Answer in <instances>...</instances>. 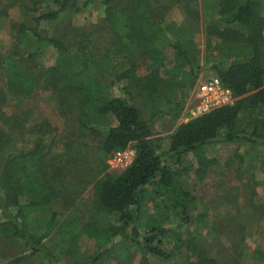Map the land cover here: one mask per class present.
Instances as JSON below:
<instances>
[{"label": "trees", "instance_id": "obj_1", "mask_svg": "<svg viewBox=\"0 0 264 264\" xmlns=\"http://www.w3.org/2000/svg\"><path fill=\"white\" fill-rule=\"evenodd\" d=\"M22 1L30 2L31 18L36 24L56 19L66 7L65 0H58L54 1L57 10L40 13L41 0ZM104 5L111 41L97 53L87 50L86 46L68 45L60 39L40 35L35 29L19 26L18 32L28 36L34 46L28 55L30 59L47 49L57 52L58 58L53 66L33 73L21 69L11 55L0 56V74L6 84L5 89H0V156L5 144L3 110L10 97L21 98L19 106H22L27 97L42 88L53 93L61 114H71L77 108L75 142H85L88 137L102 139L100 167L94 174L93 171L87 174L94 182L98 206L104 213L117 216L121 223L108 229L107 240L112 242L134 223L135 215L130 213V208L135 207V212H139L143 188L151 185L162 193L172 190L174 173L164 165L162 157L175 158L178 162L186 153H197L203 146L215 142L222 131H225V143L240 139L249 142L254 137L264 146V115L245 126L242 133L246 135H238L241 118L264 107V16L262 1L216 0L215 8L221 19L216 25L204 26V61L199 62L195 59V36L201 32L198 0H104ZM173 6H179L185 14L184 23L179 26L166 22ZM169 51L174 58L167 67L165 54ZM134 54L148 58L153 64L144 76L138 75L131 59ZM120 56L130 64L122 72L117 71L114 62ZM206 68L213 70L231 90L235 103L178 124L170 136L168 151L158 154L152 145V122L143 120L140 110L132 104L131 89L149 100L162 97L165 105L182 107L179 95L194 87ZM166 78L170 86L163 94L161 88ZM117 85L126 98L109 96V91ZM70 141L69 148L73 145ZM129 147L135 151L129 167L112 171L114 174L104 173L108 169V156ZM51 148L39 138L28 151L4 155L0 171V208L4 221L0 222V236L23 242L29 251V256L20 257L13 264L37 254H42L48 264L61 263L62 247L48 248L43 241L54 231L65 241L73 238L79 229L73 220L69 225L59 226L53 201H62L65 209L72 206L77 194L65 187L64 179L68 174L76 176L72 166L81 161L80 152L53 155ZM204 163L201 162L202 172ZM262 167L264 176V160ZM85 172L82 176L80 171L81 181L87 178ZM185 196L178 194L174 203V208L182 214L188 209ZM254 208L264 217V206ZM163 233V229L150 227L145 237L138 239L132 230L129 241L151 257L166 261L171 255L162 251L157 241ZM174 236L177 246H185L186 253L195 256L197 264H214L204 259L199 247L191 241L183 242L178 235ZM255 256L263 259L264 252L257 251ZM95 257L98 260L100 255ZM183 261L189 264L188 257Z\"/></svg>", "mask_w": 264, "mask_h": 264}, {"label": "rangeland", "instance_id": "obj_2", "mask_svg": "<svg viewBox=\"0 0 264 264\" xmlns=\"http://www.w3.org/2000/svg\"><path fill=\"white\" fill-rule=\"evenodd\" d=\"M54 1L58 0H41L39 12L57 10ZM259 1H262L264 16V0ZM65 4V9L56 19L36 24L31 18L30 2L0 0V56L11 55L21 69L33 73L56 63L58 54L52 49L40 51L35 57L29 58L34 46L28 36L18 32L20 25L35 29L40 35L60 39L68 45L86 46L93 53L101 52L109 45L111 33L105 22L104 0H65ZM215 4L216 0H198L201 32L195 36V59L199 62L204 61V26L208 23L216 25L221 19ZM167 15V23L176 26L184 23L185 14L179 6H173ZM165 55V64L169 67L174 56L170 51ZM131 59L138 68L139 76H144L153 67L148 58H139L134 54ZM114 62L119 72L130 67L122 56L115 58ZM213 76L214 71L206 68L194 87L182 91V96L179 95L182 107L165 105L162 97L149 100L131 89L134 96L132 104L140 110L143 120L152 122V145L158 154L168 151L174 128L185 121L190 109L197 103L202 83ZM5 86L0 74V89H5ZM169 86L170 81L167 79L161 88L163 94H166ZM109 92V96L126 98L118 85ZM20 100L10 97L3 110L5 144L0 156V171L5 154L28 151L39 138H43L47 146H52L53 155L65 152H80L81 155L78 165L72 166L76 176L68 174L64 179L65 187L77 194L72 206L65 209L62 201H53L59 226L69 225L73 220L79 224L77 234L61 241L60 234L54 231L43 241L48 248L52 245L62 247L64 257L58 264H185L183 260L186 257L189 264H197L196 257L186 253L185 246H177L174 235H178L183 242L191 241L198 246L204 259L214 264H264V256L263 259L255 256L257 251L264 252V217L254 210V207L264 206V146L256 138L252 137L249 142L240 139L225 143V131H222L215 142L203 146L197 153H186L178 162L175 158L162 157L164 165L174 173L172 190L162 193L151 185L143 188L139 212H135V207L130 208V213L135 215L134 223L121 237L108 242L109 227L121 223L117 216L104 213L98 206L94 182L87 174V171H93L94 174L100 167L99 158L103 154L99 144L102 139L88 137L85 142H75L77 108L71 114H61L58 101L49 90L38 88L25 99L22 106H19ZM262 115L264 107L243 116L239 137L246 135L242 130L249 122ZM70 140L73 148L68 147ZM201 162H205L203 172ZM85 170L87 178L81 181L80 171L83 176ZM105 172L114 174L109 168ZM180 193L186 195L184 199L188 203L185 214L174 208ZM3 221L0 208V222ZM150 227L164 230L157 241H160L161 250L171 255L168 260L153 258L129 241L132 230L136 231L138 239H143ZM96 255H100L98 260H95ZM27 256L29 251L24 248L23 242L0 236V264H13L18 258ZM19 264L48 263L42 254H37Z\"/></svg>", "mask_w": 264, "mask_h": 264}, {"label": "built area", "instance_id": "obj_3", "mask_svg": "<svg viewBox=\"0 0 264 264\" xmlns=\"http://www.w3.org/2000/svg\"><path fill=\"white\" fill-rule=\"evenodd\" d=\"M264 89V74L262 78ZM231 90L225 87L217 76H213L202 83L198 90V99L196 105L190 109L184 122L190 119L201 117L204 114L220 107H230L235 103ZM135 151L129 147L123 150L114 151L107 158V165L111 171H123L133 161Z\"/></svg>", "mask_w": 264, "mask_h": 264}]
</instances>
